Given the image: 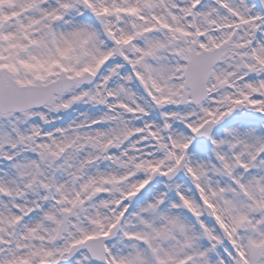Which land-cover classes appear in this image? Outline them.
<instances>
[{
	"label": "snow or ice",
	"instance_id": "obj_1",
	"mask_svg": "<svg viewBox=\"0 0 264 264\" xmlns=\"http://www.w3.org/2000/svg\"><path fill=\"white\" fill-rule=\"evenodd\" d=\"M0 264H264V0H0Z\"/></svg>",
	"mask_w": 264,
	"mask_h": 264
}]
</instances>
